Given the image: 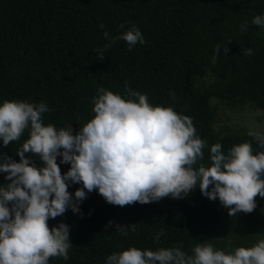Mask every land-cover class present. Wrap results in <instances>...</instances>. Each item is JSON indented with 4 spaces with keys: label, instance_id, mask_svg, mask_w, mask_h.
Masks as SVG:
<instances>
[{
    "label": "trees",
    "instance_id": "obj_1",
    "mask_svg": "<svg viewBox=\"0 0 264 264\" xmlns=\"http://www.w3.org/2000/svg\"><path fill=\"white\" fill-rule=\"evenodd\" d=\"M256 15H264V0H0V106L4 101L46 103L51 111L42 114L44 126H71L75 135L94 118L91 101L97 90L128 100L127 82L131 90L146 94L150 105L171 107L193 119L197 136L207 142L194 168L211 166L210 147L216 143L227 154L249 142L255 155L264 149L245 129L217 126V105L249 107L264 116V29L251 24ZM245 21L248 27L242 31ZM133 25L145 44L138 42L129 51L127 42L116 40L100 60L95 49L109 43L103 33L115 38ZM217 45L220 54L213 65ZM248 48L253 55L243 56L241 49ZM29 131L7 147L0 140V153L19 162L16 153ZM61 159L57 164L63 175L70 165ZM32 160L43 166L39 157ZM6 175L0 173V186L9 183ZM78 188L82 184H70L68 191L74 194ZM85 192L79 213L68 209L49 218L50 229L69 226L72 246L68 260L50 257L48 264H107L110 254L131 247L156 251L183 245L192 255L191 248L204 242L227 253L264 238L260 196L254 198L253 212L230 217L219 199L208 200L198 186L182 199L123 207L108 204L98 190ZM117 225L128 235L116 231ZM161 230L164 235L156 242Z\"/></svg>",
    "mask_w": 264,
    "mask_h": 264
},
{
    "label": "clouds",
    "instance_id": "obj_2",
    "mask_svg": "<svg viewBox=\"0 0 264 264\" xmlns=\"http://www.w3.org/2000/svg\"><path fill=\"white\" fill-rule=\"evenodd\" d=\"M251 24L264 29V15L254 16ZM247 27L245 21L241 30ZM103 36L109 43L95 49L100 60L116 40L127 42L129 51L138 42L145 44L134 25L115 38L107 31ZM241 51L243 56L253 55L251 48ZM224 52L228 53L227 47ZM219 54L217 45L213 65ZM124 87L128 100L99 88L91 101L94 118L75 135L71 126H44L42 114L51 111L46 103L4 101L0 106L4 147L18 141L30 128V138L16 153L19 162L0 153V173H6L4 179L9 182L0 186V264H48L49 258L56 256L68 260L72 246L69 226L59 223L50 229L47 222L68 209L79 213V204L86 199L85 189L87 193L98 190L108 204L123 207L165 197L182 199L198 186L208 200L219 199L230 217L253 212L254 198H264V150L253 155L251 143L244 142L225 154L222 145L216 143L210 147L211 166L201 163L194 168L203 160L202 149L207 142L197 136L193 119L171 107L150 105L148 96L131 90L127 82ZM248 135L258 149H264V133L249 131ZM29 153L32 155L26 158ZM32 156L39 157L43 166L36 167ZM58 156L62 157L61 164L70 165L63 175ZM70 184H82V188L70 194ZM111 226L110 221L106 227ZM130 227L134 233L135 224ZM116 231L128 235L119 225ZM162 235L163 230L154 240L159 242ZM182 248L152 251L131 247L110 254L107 264H264V238L250 248L237 247L227 253L205 242L192 247V255Z\"/></svg>",
    "mask_w": 264,
    "mask_h": 264
},
{
    "label": "rangeland",
    "instance_id": "obj_3",
    "mask_svg": "<svg viewBox=\"0 0 264 264\" xmlns=\"http://www.w3.org/2000/svg\"><path fill=\"white\" fill-rule=\"evenodd\" d=\"M218 127L229 126L231 129H245V131H259L264 133V116L259 110L245 107L230 109L217 105Z\"/></svg>",
    "mask_w": 264,
    "mask_h": 264
}]
</instances>
